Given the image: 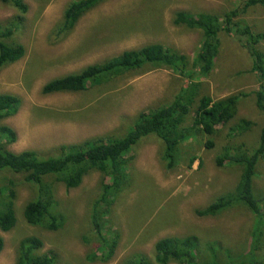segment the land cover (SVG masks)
<instances>
[{
  "label": "rangeland",
  "instance_id": "rangeland-1",
  "mask_svg": "<svg viewBox=\"0 0 264 264\" xmlns=\"http://www.w3.org/2000/svg\"><path fill=\"white\" fill-rule=\"evenodd\" d=\"M23 1L28 5L24 22L6 42L22 45L25 55L0 70V93L19 97L21 105L2 123L17 135L16 142L8 146L10 151L31 150L41 157L57 155L60 145L111 133L126 134L137 113L171 101L189 83L169 69L145 68L102 87L43 95L41 88L48 81L150 44L176 49L192 58L202 34L174 24L175 14H223L243 4L241 0H102L79 19L68 35L56 38L55 26L73 0ZM17 14L16 9L0 0V25L5 26ZM239 19L254 30L264 31L261 7L247 9ZM219 37L220 50L212 71L194 80L199 84L198 95L206 94L213 100L238 92L248 96L239 101L235 118L214 136L197 134L184 142L178 163L171 170L159 159L155 137H143L132 146L127 155L130 188L122 189L114 199L109 223H105L106 229H116L120 234L112 258L105 263L91 260L99 246L89 221L91 204L100 192L99 172L88 173L73 189L45 179L52 184L55 203L51 208L62 214L63 225L56 231L25 222L23 207L37 197L38 188L24 182L23 175L6 173L0 178L5 184L13 181L16 222L11 230H0L4 241L0 264H15L19 241L25 237L39 238L43 242L39 252L54 253V264H123L134 255L153 260L155 242L171 236L196 235L202 242L216 241L235 253L245 252L254 218L244 207L236 206L215 217L201 218L195 213L234 190L241 168L230 162L216 167L214 159L223 154L225 147L254 148L263 120L252 94L259 82L251 71L250 57L234 35L220 32ZM259 47L264 51V42ZM241 120L253 125L242 134L235 133ZM207 140L213 143L212 148L205 146ZM191 156L198 159L188 168ZM253 188L254 195L264 193V162L256 166Z\"/></svg>",
  "mask_w": 264,
  "mask_h": 264
},
{
  "label": "trees",
  "instance_id": "trees-1",
  "mask_svg": "<svg viewBox=\"0 0 264 264\" xmlns=\"http://www.w3.org/2000/svg\"><path fill=\"white\" fill-rule=\"evenodd\" d=\"M1 1L16 9L18 14L5 26L0 25V70L25 55L22 45L6 40L22 25L24 15L28 12V5L23 0ZM101 1H71L63 12L61 22L55 26V37L63 38L68 35L79 19ZM241 1V6L223 14H175L174 24L199 30L202 34L200 46L192 58L176 49L150 44L124 51L116 57L88 65L76 73L55 78L42 86L43 95L83 92L92 87H102L127 73L145 68L169 69L189 82L171 101L137 113L133 122L128 125L131 129L126 134L111 133L75 144L60 145L54 156L41 157L31 150L14 153L8 146L16 142V132L2 122L18 112L21 100L13 94L0 93V177L6 173L23 175L24 182L38 188L37 197L28 201L22 210L28 225L48 231H56L63 225L62 214L51 208L55 203L50 189L52 184L46 183L45 179L62 183L66 189H73L81 184L84 176L97 171L101 174L100 192L91 204L89 221L98 237L99 246L91 254V260L108 262L115 252L120 234L116 229H106L105 223L108 222L114 199L123 192L122 189L130 188V158L127 155L132 146L143 137H155L159 146V159L167 170H171L178 163V153L184 142L197 134L214 136L235 118L239 101L248 96L238 92L213 100L209 95H198L199 84L194 80L207 77L212 71L220 50L219 33L224 32L239 40L252 61L251 71L259 82V88L252 94L263 120L254 148L241 150V146L225 147L223 154L214 159L216 167L230 162L241 168L234 190L216 197L195 213L201 218L215 217L236 206L244 207L254 218L249 229L247 249L243 242L245 252L238 254L233 252V248L223 247L216 241L202 242L196 235L171 236L155 242L153 260L144 255H134L123 264H264V193L255 196L253 188L256 166L259 162H264V51L259 47L264 42V31L254 30L239 19L249 8L258 6L264 9V0ZM252 125L251 121L241 120L237 131L235 128L230 131L242 134ZM205 146L212 148L213 143L207 140ZM197 159L196 156H191L188 168ZM13 186V181L9 180L5 184L0 178V230L3 232L11 230L16 222ZM104 232L111 233L112 236L107 237ZM3 244L0 236V252ZM42 245L43 242L37 237L23 238L18 244L15 264H54V253L39 252Z\"/></svg>",
  "mask_w": 264,
  "mask_h": 264
}]
</instances>
